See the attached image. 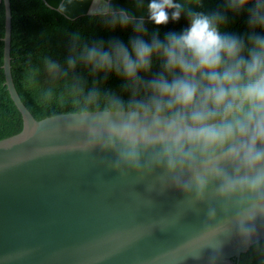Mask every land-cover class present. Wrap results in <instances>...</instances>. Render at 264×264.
<instances>
[{
    "label": "clouds",
    "instance_id": "9594fccd",
    "mask_svg": "<svg viewBox=\"0 0 264 264\" xmlns=\"http://www.w3.org/2000/svg\"><path fill=\"white\" fill-rule=\"evenodd\" d=\"M60 8L66 10L65 3ZM199 8L202 0H196L195 8L177 0H149L147 21L123 9L110 10L111 30L132 28L128 43L112 38L85 44L67 59V67L75 70L79 59L106 78L115 75L126 81L125 88L132 87L133 99L126 107L108 93L110 107L92 114L87 105L100 95L93 88L68 127L87 126L84 151H113L116 158L108 162L110 168L160 167L169 187L194 193L196 200L211 190L223 202L243 205L236 233L244 247L252 245L264 256L256 226L264 219V34L257 32H264V0H223L209 12ZM229 13H246V33L228 30ZM182 17L188 21L183 30L166 32L163 39L159 28L149 34L148 22L161 26ZM79 39V33L73 36ZM44 65L50 74L60 71L51 58H45ZM39 71L30 69L29 80ZM142 72L151 78L144 79ZM139 87L150 93L146 100L135 99ZM53 98L52 89H46L40 100ZM113 111L119 115L114 117ZM216 215L209 207L207 216ZM209 247L216 252L209 264H217L221 247Z\"/></svg>",
    "mask_w": 264,
    "mask_h": 264
},
{
    "label": "water",
    "instance_id": "95a60500",
    "mask_svg": "<svg viewBox=\"0 0 264 264\" xmlns=\"http://www.w3.org/2000/svg\"><path fill=\"white\" fill-rule=\"evenodd\" d=\"M2 1L4 85L19 122L3 127L9 138L0 140V264H209L216 255L210 245L221 247L217 264L260 254L236 233L243 205L223 202L211 190L196 200L169 187L160 167L110 168L113 151L82 149L86 125L69 130L77 113L42 119L20 77L17 1ZM44 1L69 20L120 9L149 16V0L142 7L138 0ZM209 207L215 218L207 216ZM256 226L264 242V219Z\"/></svg>",
    "mask_w": 264,
    "mask_h": 264
},
{
    "label": "trees",
    "instance_id": "16d2710c",
    "mask_svg": "<svg viewBox=\"0 0 264 264\" xmlns=\"http://www.w3.org/2000/svg\"><path fill=\"white\" fill-rule=\"evenodd\" d=\"M19 16L20 32V77L24 94L33 107L42 117H54L57 115L78 113L85 105L87 93L95 88L100 93L98 101L87 105L88 112H102L109 108V99L106 94L111 93L120 98L127 107L133 99L132 87L125 88L126 81L115 75L105 77L103 72H94L90 65L77 60L75 70L67 67V59L77 56L85 44L91 45L101 39L108 41L119 38L128 43L134 35L132 28H109L108 16L93 15L84 16L77 20H69L56 10L46 5L44 0H16ZM177 2L196 6V0H177ZM203 8L199 11H213L222 6L223 0H202ZM229 31L244 34L248 31L246 23L247 15L241 14L234 17L231 13ZM147 21V20H146ZM149 34L159 28L161 39L166 32L181 31L188 26L186 17L178 22L157 26L152 22L147 23ZM257 32L264 34L259 29ZM80 34L78 41L73 36ZM4 36H5V5L0 0V140L9 138L3 127L11 126L19 122L18 109L4 85ZM149 37H145L148 39ZM45 58H51L60 64L57 74H50L44 65ZM38 68L40 71L31 81L28 78L29 70ZM154 68V72L158 71ZM67 73V75H65ZM144 79H150L149 75L140 73ZM46 89H52L54 98L50 102H41L40 97ZM83 89V93H81ZM150 93L143 87H139L135 99L146 100ZM240 264H264V256L257 254Z\"/></svg>",
    "mask_w": 264,
    "mask_h": 264
}]
</instances>
